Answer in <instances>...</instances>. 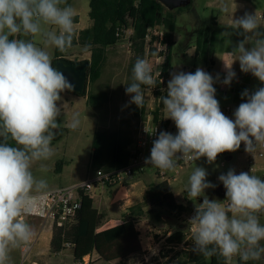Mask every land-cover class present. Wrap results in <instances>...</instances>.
I'll list each match as a JSON object with an SVG mask.
<instances>
[{"label":"clouds","instance_id":"9594fccd","mask_svg":"<svg viewBox=\"0 0 264 264\" xmlns=\"http://www.w3.org/2000/svg\"><path fill=\"white\" fill-rule=\"evenodd\" d=\"M74 17L67 0H0V264H9L11 252L26 247L35 236L21 217L30 211L33 193L46 190L48 183L34 176L32 165L54 154L51 142L61 115L58 102L61 93L74 89L53 67L47 49L64 52L72 46ZM261 28L255 14L233 19V30L242 29L244 39L232 49L237 58L225 64L224 85L235 78L232 64L237 60L241 72L251 73L264 84ZM215 82L199 67L194 73L171 74L167 95L160 99L177 134L160 132L146 164L170 171L184 157H206L211 164L218 155L239 150L242 143L250 154L264 144V87L241 94L247 99L235 110L233 120L221 111ZM142 86L155 88L157 80L149 64L137 58L132 83L126 87L130 103L137 107L144 103ZM78 125L79 119L74 117L70 127L75 130ZM207 175L205 168L196 166L188 178V196L203 197L189 221L194 225L192 251L205 257L219 254L225 264L237 256L243 262L260 260L264 256V224L259 220L264 213V179L249 172L236 174L234 169L221 174L218 179L226 189L225 207L204 198L205 189L216 186L207 181Z\"/></svg>","mask_w":264,"mask_h":264},{"label":"rangeland","instance_id":"374dc122","mask_svg":"<svg viewBox=\"0 0 264 264\" xmlns=\"http://www.w3.org/2000/svg\"><path fill=\"white\" fill-rule=\"evenodd\" d=\"M69 5L74 9L75 14H79L81 17L79 27L86 28L89 26L91 21L89 0H72ZM224 8H227V11H224ZM175 13H177L176 44L173 49V69L170 70V73L181 71L191 73L192 70L199 67L211 74L216 80L214 87L221 111H224L228 106L234 111L239 104L246 102L247 98H242L241 94L247 88L252 93L256 89L264 87V84H261L251 73L241 72L238 60L232 64V70L238 78L236 83L226 85L225 89L221 84V79L226 73L225 64L230 65L237 58L232 54L233 47L244 39L240 34L242 29L233 30V19H238L245 13L255 14L262 26L260 30L264 31V0H192L188 5L175 9ZM211 33H214L215 38L214 44L209 47L208 59L197 57L196 46L199 39L210 38ZM37 42L39 45V37ZM128 43L127 40L123 39L120 43L110 47L108 60L104 65L101 78L94 83H87V90L90 92L106 91L110 94V101L102 108L89 106L85 97H80L73 92L65 91L61 95V100L58 102V106L61 107V115L58 117L59 127L54 131L61 130L63 132L62 138L56 142L52 140L51 147L54 152L52 157L35 162L31 169L34 176L38 179H45L48 183V188L41 192L85 180L93 175L97 168L110 169L113 167L109 159H103L97 164H92L93 139L96 132L102 133L105 138L114 134H121L136 140L141 114L139 108L134 103H130L131 96L126 94L127 85L132 83L133 68L131 64L136 62L134 61L136 54ZM246 47H251V45H246ZM47 51L52 58L55 56V48H49ZM63 54L66 58L74 61L89 60L91 57L90 48L83 45L72 46ZM217 77L219 78L216 79ZM223 113L228 116L225 111ZM74 117L79 119V125L75 130L70 127ZM164 117L170 121L167 132L176 135L177 128L171 119L166 118L165 109ZM232 157L228 160L226 156H221L211 164L207 162L206 158L201 157L192 163L176 165L173 170L167 171L171 178V190L176 200L179 203L189 205L191 209L199 207L202 203L203 197L191 198L187 192L188 178L196 166L205 168L208 173L207 181L216 185L214 188L205 189L204 194L206 196L204 198L209 200H217L216 188L223 186L218 177L221 174H226L230 169H234L236 174L243 171L261 177L260 172L253 173L248 170L245 158L238 150L232 152ZM60 161H63L62 170L58 172ZM145 169L147 171L145 181L158 179V173L153 165L148 164ZM99 196H101L100 192L94 198L96 205L103 201L109 209L110 218H119L121 216L119 205L118 203H111V195L105 193L102 195L103 199ZM163 217L165 220L159 221L155 214H150L145 220L147 225H151L153 230L149 231V235L151 234L155 240H158L159 235H163L166 230L160 226H173L179 229L181 223L189 235L194 232V225L189 222L190 218L193 217L191 211L185 212L179 218L164 211ZM94 219V214L86 218L90 228H93ZM259 220L261 224H264V213L259 215ZM42 223L43 220L40 218L29 219V224L35 232L31 242L36 240L35 237L38 236L40 228L45 227V224ZM47 226L49 227V225ZM261 244L264 245V241H261ZM164 246L165 240L160 243L158 249L161 251ZM160 251L153 255L150 260H146L142 252L134 254L127 258L123 264H164L165 259L161 257ZM10 256L9 264H21L23 257L20 248L14 249ZM238 259V256L233 257L231 264H236ZM33 262L38 264H75L73 248L67 247L61 252L53 253L49 235L44 233L34 245L25 264H33ZM91 264L116 263L102 259ZM254 264H264V256L260 260L254 261Z\"/></svg>","mask_w":264,"mask_h":264},{"label":"trees","instance_id":"16d2710c","mask_svg":"<svg viewBox=\"0 0 264 264\" xmlns=\"http://www.w3.org/2000/svg\"><path fill=\"white\" fill-rule=\"evenodd\" d=\"M72 0H67V5ZM89 16L93 25L75 35L72 46L83 45L90 48L91 57L88 72V84L94 83L102 76L104 65L108 60V49L123 41V33L120 29H133L130 35L132 48L137 58H144L145 40L152 28L155 32L163 31L165 41L168 44V59L166 64L167 75L170 78V70L173 69V49L176 44L175 31L177 28V13L175 10H168L158 0H89ZM74 18H78L77 16ZM154 35V40L157 39ZM214 33L210 38L199 39L196 46V56L208 59V50L214 44ZM71 46V47H72ZM65 56L63 52L56 49L55 59ZM135 62H132L133 68ZM213 63V61H212ZM214 64V63H213ZM196 69L192 70L194 73ZM80 97H85L87 104L93 108H102L111 99L106 91L75 93ZM167 93L164 95L166 96ZM164 105L157 106L155 119L162 121L165 128H169L170 121L164 117ZM66 130H68L66 128ZM61 130L55 131L54 142L62 138ZM12 146H17L14 141L9 140ZM136 140L131 137L114 134L105 138L102 133L96 132L93 139L92 164H97L103 159H109L115 167H123L129 164L133 154ZM63 161L58 163L57 171L62 169ZM158 182L151 183L144 196V201L132 206L129 213L125 215L123 223L116 226L97 231L103 224L104 214H95L93 228L85 217L94 213V200L84 197L82 207L78 212L77 222L72 226L60 228L54 227L51 240V251L61 252L71 245L74 259H84L86 256L96 251L99 254L98 260L107 262L124 261L133 254L141 252L140 232L136 228V222L152 213L160 220L164 211L179 218L185 212L191 211L195 215L196 208L191 209L187 204L179 203L171 190L170 182L158 175ZM149 207V209H146ZM165 246L161 249V257L165 259L164 264H225V260L219 254L205 257L192 251L194 248L193 233L188 234L184 228H179L173 233L164 232ZM73 245V246H72ZM182 246V247H180ZM236 264H254V261L243 262L238 259Z\"/></svg>","mask_w":264,"mask_h":264},{"label":"built area","instance_id":"2783aa9c","mask_svg":"<svg viewBox=\"0 0 264 264\" xmlns=\"http://www.w3.org/2000/svg\"><path fill=\"white\" fill-rule=\"evenodd\" d=\"M119 33H123V39L127 40L132 46L130 35L133 34V29H120ZM154 35H157V39L154 40ZM125 36L126 39H125ZM157 43V44H154ZM168 44L165 41V33L155 32L152 28H149L145 40V55L144 60L152 68L153 76L157 80V86L151 88L149 86H142L144 93L143 107H138L141 118L138 123V131L136 137V143L132 149V158L128 165L123 167H111L110 169L97 168L95 173L85 180L78 181L73 185L67 187H59L44 192L33 193L34 203L31 206L30 211L21 217L26 222L32 218H40L44 224H50L51 227L65 228L72 226L77 222L78 212L82 207V201L84 197L94 199L98 192L107 191L109 189L117 188L122 185L128 184L136 176L142 175L146 169L145 161L150 157V151L153 146V141L159 136L162 131L167 132V128L163 126L162 121L155 119L154 112L157 106L161 103V97L167 93V82L169 77L167 75V59H168ZM226 76L221 79L223 89L226 85L223 84V80ZM235 81L238 80L235 76ZM250 93V89H246ZM231 108L227 107L226 112L230 111ZM241 155L244 156L245 161L248 165V170L253 173H261V178L264 179V144H258L254 152H245L244 144H241L238 150ZM231 152H225L218 155L228 156ZM181 155V154H177ZM206 158V157H203ZM195 159L191 157H184L176 160V165H184L192 163ZM157 173L167 181H171L167 171L161 170L156 167ZM173 179H175L173 177ZM225 206H227V200H224ZM35 241L24 247L20 248L22 254L21 264H25L27 257L30 255ZM73 246V245H72ZM71 247V245H68ZM98 257L92 255L86 256L84 259L75 260V264H91L96 261ZM33 264H38L33 262Z\"/></svg>","mask_w":264,"mask_h":264},{"label":"crops","instance_id":"0c3cea01","mask_svg":"<svg viewBox=\"0 0 264 264\" xmlns=\"http://www.w3.org/2000/svg\"><path fill=\"white\" fill-rule=\"evenodd\" d=\"M76 16L78 18H74V23H75L74 31L79 32V31H81L83 29H86V28H89V27H91L93 25V21L90 18L91 21L88 24L89 26H87L86 28L85 27H79V25L81 24V17L79 16V14H75V17ZM62 57H66V56H62ZM54 60H55V56L52 58V63L54 62ZM210 72H211V70H210ZM231 83H232V85L234 83H236L235 79H233ZM231 98L233 99V96ZM228 107H230V106H228ZM235 110L233 111L232 108H231V110L228 111V112H226L225 110L224 111L228 114L229 118H231V119L234 120V112H235ZM224 111H222V112H224ZM228 156H231L230 159H232L233 158L232 157V152ZM154 168H156V167L154 166ZM146 175H147V171H145L142 175L136 176L134 179H132L126 185H122V186L117 187V188H113V189H109L107 191L100 192L101 193V196H99L100 198L103 199V196L102 195L105 194V193H108L112 197L111 203L112 204L113 203L114 204H117L118 203L119 210L121 212V216L119 218H117V219H111L110 218V216H109V213H110L109 212V209L107 208L106 204L103 201H100V204L99 205H96L95 199H93L94 200V203H93L94 213H92V214H94V218H95V214L96 213L97 214H104L105 215L104 220H103V224H102L101 227L97 228V231H101V230H104L106 228H110V227H113V226H116L118 224L123 223V221L125 220V218H124L125 215L127 213H129V209L132 206H134V205H136V204L141 203V202L144 201V196L146 194V191L149 188V185L151 183H154V182H158L159 181L157 179L156 181H152L151 180V181L147 182V181L144 180V178H145ZM169 182L171 183V181H169ZM74 183H76V182H74ZM74 183H72L71 185H73ZM68 186H70V185H68ZM64 187H67V186H64ZM222 203L224 204V201H222ZM224 206H225V204H224ZM146 209H149V207H147ZM92 214H90V215H92ZM150 214H152V213H150ZM150 214H148L145 218L140 219V220H138L136 222V228L140 232L139 239H140V245H141V249H142L141 252L143 253V257L146 260H150L153 255L157 254L160 251V249H158L159 246H160V243L163 240H165L164 234L161 235V236L159 235L158 240H155L152 237L151 234L149 235V231L150 230H153V229H151V225H147L145 223V220H147V217ZM90 215H87L85 217V219L88 216H90ZM163 220H165V217H162V219H160L159 221H163ZM27 223H29V221ZM42 224H44V222ZM47 225H49V227ZM160 227L166 228L165 231H168L169 230V233L170 234L173 233L174 231H176L178 229L177 227H173V226H169V227H167V226H160ZM180 228H183V226H181V223H180ZM46 231H47V233H46ZM44 233L47 234V235H49V240H50V244H51V240H52L53 233H54V228L51 227V225L49 223L46 224L45 227H41L40 228L39 233L37 234L38 236L35 237V239H36L35 240V244H36V242L38 240H40L42 238V236H43ZM91 255L93 257H98V258L100 257L99 254L96 251H94L93 254H91ZM114 263L119 264V262H117V261H115Z\"/></svg>","mask_w":264,"mask_h":264},{"label":"water","instance_id":"95a60500","mask_svg":"<svg viewBox=\"0 0 264 264\" xmlns=\"http://www.w3.org/2000/svg\"><path fill=\"white\" fill-rule=\"evenodd\" d=\"M168 10L172 11L182 6L188 5L192 0H158ZM53 67L61 71L67 79L74 85V89L69 92L85 93L87 91L88 72L90 61H74L66 57L56 58L53 62ZM64 93V92H63ZM61 93V95L63 94ZM228 160L231 156L226 157ZM217 201H224L226 197V189L224 186L216 188Z\"/></svg>","mask_w":264,"mask_h":264},{"label":"flooded vegetation","instance_id":"af4514ba","mask_svg":"<svg viewBox=\"0 0 264 264\" xmlns=\"http://www.w3.org/2000/svg\"><path fill=\"white\" fill-rule=\"evenodd\" d=\"M52 65H53V63H52Z\"/></svg>","mask_w":264,"mask_h":264}]
</instances>
